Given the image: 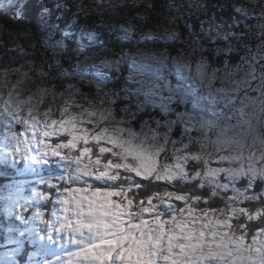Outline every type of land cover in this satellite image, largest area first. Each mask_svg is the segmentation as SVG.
I'll use <instances>...</instances> for the list:
<instances>
[{"label":"clouds","instance_id":"obj_1","mask_svg":"<svg viewBox=\"0 0 264 264\" xmlns=\"http://www.w3.org/2000/svg\"><path fill=\"white\" fill-rule=\"evenodd\" d=\"M33 7L0 0V123L74 246L38 264H264V0Z\"/></svg>","mask_w":264,"mask_h":264},{"label":"trees","instance_id":"obj_2","mask_svg":"<svg viewBox=\"0 0 264 264\" xmlns=\"http://www.w3.org/2000/svg\"><path fill=\"white\" fill-rule=\"evenodd\" d=\"M158 4L162 0H155ZM44 0H33L34 7L30 11L28 18L33 19L35 13L38 12L43 7ZM74 11V8L72 9ZM214 11V10H213ZM189 23H193L196 29L199 28V22L194 20H189ZM0 23H4L9 30H23L22 27H18L17 24L12 23L9 18L0 16ZM0 56H3V51H0ZM7 59V57H5ZM65 66H68L67 61ZM118 83V82H117ZM85 91H88V86H85ZM44 176L55 177L61 174V169L56 165H49L44 170ZM19 178L17 176V170L8 165H4L0 162V264L2 259L9 250H18L14 253V260L11 264H31L32 255L38 249L37 244H32V238L27 234L28 230V220L32 217L35 212H48L55 209L53 202L49 200L48 202H42L40 204H31L27 212L25 213V221H20L17 216H7L5 214V207L8 204V194L10 188L14 187V182ZM54 189L48 188L43 182L32 181L26 186V194L29 197H33L35 192H39L42 196L45 193L54 192ZM39 233L43 234L41 228L39 227ZM11 240V244L8 245V241ZM22 243V246L17 245L16 243ZM42 253V258L49 257L47 251L40 250Z\"/></svg>","mask_w":264,"mask_h":264},{"label":"rangeland","instance_id":"obj_3","mask_svg":"<svg viewBox=\"0 0 264 264\" xmlns=\"http://www.w3.org/2000/svg\"><path fill=\"white\" fill-rule=\"evenodd\" d=\"M8 125L0 123V162L4 165H8L17 170L18 180L14 182L15 188L9 189L8 194V204L5 207V214L7 216H17L20 221H25V213L31 206V204H40L44 202L41 199V194L39 192H35L33 197H29L26 194V186L32 181L43 182L47 177L43 174V170L49 165H41L37 167L36 164H33L30 159L28 160H18L11 155L9 151L10 146L4 140V135L7 131ZM16 130L19 132L22 129L20 126H16ZM58 207V206H57ZM37 213V212H35ZM35 213H33L32 217L28 220V230L27 234L30 238H32V244H37L38 249L32 255L31 264H38V262L42 261V253L40 250L47 251L48 256L52 255H66L69 251L74 250V246H64L61 242L59 246L53 244L51 246L43 243L42 236L39 234L40 221L36 219ZM12 242L8 241V245ZM19 246H22V243H16ZM18 250H9L7 255L3 257L1 260L2 263L11 264L14 260V253Z\"/></svg>","mask_w":264,"mask_h":264},{"label":"snow or ice","instance_id":"obj_4","mask_svg":"<svg viewBox=\"0 0 264 264\" xmlns=\"http://www.w3.org/2000/svg\"><path fill=\"white\" fill-rule=\"evenodd\" d=\"M223 40L227 41L228 40V36L225 34L223 37H222ZM213 43H215V39H213L212 41ZM56 43H59L58 41H53V44L55 45ZM161 79H163V77H161Z\"/></svg>","mask_w":264,"mask_h":264}]
</instances>
